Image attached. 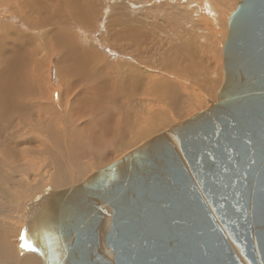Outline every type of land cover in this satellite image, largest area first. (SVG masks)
<instances>
[{
	"label": "rangeland",
	"instance_id": "374dc122",
	"mask_svg": "<svg viewBox=\"0 0 264 264\" xmlns=\"http://www.w3.org/2000/svg\"><path fill=\"white\" fill-rule=\"evenodd\" d=\"M239 1L0 0V111L11 100L10 113L0 112V264H44L21 246L37 197L82 182L217 102ZM91 54L99 62L87 73L92 83L69 77L68 58ZM108 83L118 84L114 92L95 94ZM88 87L92 101L78 112ZM110 119L104 135L95 122Z\"/></svg>",
	"mask_w": 264,
	"mask_h": 264
},
{
	"label": "water",
	"instance_id": "95a60500",
	"mask_svg": "<svg viewBox=\"0 0 264 264\" xmlns=\"http://www.w3.org/2000/svg\"><path fill=\"white\" fill-rule=\"evenodd\" d=\"M227 30L217 102L28 205L44 264H264V0Z\"/></svg>",
	"mask_w": 264,
	"mask_h": 264
},
{
	"label": "bare ground",
	"instance_id": "6f19581e",
	"mask_svg": "<svg viewBox=\"0 0 264 264\" xmlns=\"http://www.w3.org/2000/svg\"><path fill=\"white\" fill-rule=\"evenodd\" d=\"M135 36V35H134ZM133 39H134V37H133ZM136 41V40H135ZM68 42L70 43V41L68 40ZM67 42V43H68ZM71 43H72V41H71ZM67 45V44H66ZM69 45V44H68ZM69 47V46H68ZM66 48H67V46H66ZM65 51V50H64ZM70 54L72 55V56H74V54H73V52L71 51L70 52ZM69 54V55H70ZM71 56V58L69 57H67L68 58V60L66 61V63H67V65H68V73H69V77H71L72 75H73V73H74V75L72 76V79L73 78H77V79H79V77L81 76L80 74H83V76L82 77H84V78H82L85 82L87 81V80H89L91 83H92V76H87L88 74L90 75V74H92V72L90 71L91 70V67H93L94 65H99V62H98V60H97V57L96 56H94V55H86V56H84V59L83 60H75L74 59V57H72ZM81 56V55H80ZM72 58L74 59V60H72ZM66 59V58H65ZM61 63H62V65H63V61L61 60ZM70 63H72V64H70ZM94 63H96V64H94ZM73 64H75L76 65V67L75 68H73ZM93 65V66H92ZM100 66H102V69H103V67L105 66L104 65V63L101 61L100 62ZM98 66H96V68H97ZM98 69V68H97ZM93 70H94V68H93ZM90 71V72H89ZM88 73V74H87ZM67 74V73H66ZM77 74V75H76ZM66 76V75H65ZM1 80V79H0ZM75 82H83V81H80V80H77V81H75ZM2 83V85H3V82H1ZM0 83V84H1ZM72 85L73 84H70L69 83V86H68V88H69V90L72 88ZM116 85H118L117 83H113L111 86L109 85V83L108 84H103V85H101V87L99 88V91L98 92H95V94L96 95H98V96H103V94H101V92L100 91H103V90H105V89H107L109 86V89L110 90H112V92H114L113 91V89H114V87L116 86ZM10 88V87H9ZM13 88V87H12ZM17 89V88H16ZM15 89V90H16ZM38 92L37 93H39V95L43 98V96L42 95H44L40 90L41 89H39V88H37L36 89ZM90 90H91V87H88V88H86V89H84V90H82L81 92H79L78 93V95H79V98H78V101L76 102V103H74L73 104V109L74 110H78V112H80V104H81V102L83 103V102H85V105H88L92 100H90V99H87L86 97H84V95H86V94H88L89 92H90ZM8 91V90H7ZM17 91V90H16ZM116 91L117 92H115V93H117L116 95H118L119 93H120V89L117 87V89H116ZM34 92V91H33ZM17 93V92H16ZM12 94V93H11ZM15 95V94H14ZM17 97V96H16ZM96 97V96H95ZM89 98V97H88ZM91 98V97H90ZM94 98V97H93ZM17 100H19V99H17ZM14 101V100H13ZM87 101H90V102H87ZM26 102V101H25ZM9 103H11V100L9 99L8 101H5L4 102V110H1V111H4L3 113H1V114H6V113H8L9 111L7 110L8 108H7V105L9 104ZM17 103V102H16ZM18 105H20L19 103H18ZM25 105V104H24ZM11 106H13V105H11ZM17 106V105H16ZM53 107V106H52ZM19 108V107H18ZM14 109H15V107H14ZM52 110V109H51ZM0 111V112H1ZM15 111H16V109H15ZM18 111V110H17ZM53 112L55 113V107H53ZM10 113V112H9ZM15 114V113H14ZM165 114H162L161 116L159 115V116H157V117H155V119L156 120H158L159 121V119H157V118H162L163 116H164ZM13 116V115H12ZM15 116V115H14ZM108 118V117H107ZM11 119V118H10ZM113 119V118H112ZM112 122V120L110 119V120H99V122L97 121V122H95L96 124H97V126H99V128L103 131V134L105 135L106 134V131H107V129L109 128V124ZM151 124V123H150ZM154 124H155V122H154ZM95 126V125H94ZM108 127V128H107ZM153 131V130H152ZM145 138H147V137H145ZM145 139H143L142 141H144ZM22 141V140H21ZM28 142H30V143H32V142H34V141H28ZM138 142V141H137ZM136 142V143H137ZM130 151H132L131 149H130ZM67 176V173H66V171L65 170H60L59 172H58V177L59 178H64V177H66ZM27 218V217H26ZM25 228V227H24ZM19 251H21V250H19ZM25 250L22 248V260H23V257H24V254H26V252H24ZM21 253V252H20ZM28 254H30V253H28ZM27 254V255H28ZM26 255V256H27ZM31 255V254H30ZM34 255V254H33ZM32 257H34V256H32ZM42 258V257H41ZM27 260V259H26ZM25 260V261H26ZM43 260V259H42ZM30 261V260H29ZM29 263V262H28ZM43 263H44V261H43Z\"/></svg>",
	"mask_w": 264,
	"mask_h": 264
},
{
	"label": "snow or ice",
	"instance_id": "6c2138e0",
	"mask_svg": "<svg viewBox=\"0 0 264 264\" xmlns=\"http://www.w3.org/2000/svg\"><path fill=\"white\" fill-rule=\"evenodd\" d=\"M21 240H23V244L21 245L25 249L31 250V251H37L38 249L31 243L28 242L26 238V233L21 234Z\"/></svg>",
	"mask_w": 264,
	"mask_h": 264
}]
</instances>
